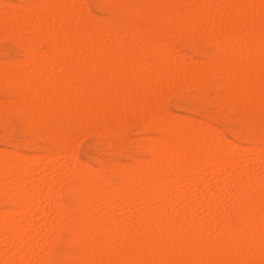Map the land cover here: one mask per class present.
<instances>
[{"label":"bare ground","instance_id":"1","mask_svg":"<svg viewBox=\"0 0 264 264\" xmlns=\"http://www.w3.org/2000/svg\"><path fill=\"white\" fill-rule=\"evenodd\" d=\"M21 1L5 11L0 0V38L26 51L0 59V87L18 96L9 105L23 116L25 148L45 154L0 149V264H264V145L242 153L210 122L167 106L185 91L210 119L237 101L239 119L264 107V0H167L153 17L111 0L130 14L123 26L83 0ZM172 37L208 44L213 57H180ZM129 118L161 136L142 140L147 157L111 181L75 154L73 136L111 137ZM40 223L49 229L33 231ZM64 240L74 250L55 252Z\"/></svg>","mask_w":264,"mask_h":264},{"label":"rangeland","instance_id":"2","mask_svg":"<svg viewBox=\"0 0 264 264\" xmlns=\"http://www.w3.org/2000/svg\"><path fill=\"white\" fill-rule=\"evenodd\" d=\"M132 1H133V3L135 2L134 5H132L133 4ZM3 2H4V10L5 11L10 9L9 2H10V4H15V5H18V4L20 5V3L22 4L21 0H3ZM83 2H85V4L89 7L91 12L94 14V17L102 23H112V22L115 23L116 22L115 24H117L118 26H123L124 22L130 19V14L129 13L127 14V12H122L121 10L118 11L119 10L118 5L111 3V0H83ZM153 4H154V6H153ZM206 4L209 6H211V5L215 6V5L220 4V2L207 0ZM138 5H142V7L145 9V12L147 13V16L153 17L154 10L156 7H164V9L168 8L169 2L167 0H162V2H161V0H151V1H145V2H139L137 0H129V6L130 7L133 8V7H136ZM121 14H123V15H121ZM125 14H127V15H125ZM116 18H117V21H116ZM120 19H121V21H118ZM122 21H123V23H122ZM139 23L142 25V27H147V18L146 19L145 18L140 19ZM5 24L7 25L8 23H5ZM21 36H22L23 40H25L29 36V34L26 32H22ZM172 38L170 39L171 44L175 47L174 51H175V49L176 50L178 49L176 51V53H177V55L180 54V57H181V55L182 56L187 55V57H192L195 60L197 58V60H201V61H203V60L206 61L209 58L213 57V50H212L213 47L212 46L210 47V45H208V44H205L202 42L204 44L203 45L200 41H198V43H199L198 44L197 41L196 42L194 41L195 44H193V42H192V44L189 46L190 43H188V45H186L187 43L181 41L179 37L178 38L174 37L173 38L174 41L172 40ZM172 41H173V43H172ZM179 41L182 43H180ZM22 44L24 45L23 42H19V41L13 42L12 38L7 37V36L6 37L2 36L0 38V55H1L0 59H2L3 55H5L4 57L8 61L9 60L10 61L15 60L17 62H20V60L24 59V57H25L24 53H26L25 48L22 47L23 46ZM106 45L107 44H105V46ZM105 46L103 43V45L101 44L100 47L104 48ZM197 49L198 50L200 49V50L198 51ZM1 62H3V61L0 60V63ZM4 88H6V89H4ZM8 89H9L8 87H0V103H1V106H0V149L15 150V151L20 152L22 154H29V155H34L36 153L44 155L45 154L44 151L39 152V151L35 150L34 148L33 149H26L25 148L27 141L30 138L26 135V133H24L25 132V125H24V122L22 121L23 116H21L22 114L19 111V109H17L18 107L16 105H14V106L9 105L10 100L16 99V97L18 98V96L14 94L13 89H9L11 91H9ZM181 92H172L169 95L168 102H167V106H168L169 110L171 111V113L173 115H175V117L180 115L183 117L190 118L192 120L194 119L195 121H199L200 123L210 122L214 127L216 126V128L219 129L223 133V135L228 140H230L232 143H234L238 146L240 145L239 146L240 148L242 146L243 147L245 146L244 151H242L243 149L240 150L242 153L245 152V150L250 148V147H253L256 145H258V146L264 145L263 144L264 136H262V135H264V133H263L264 132V123H263L264 122V107H261L259 105L254 106L253 108H251L250 113L246 117L239 119V117H237V109L241 108L242 104L240 101H237L236 103H238V104H234L235 108H233L228 113V115L226 117H217V118L210 119L207 117V115H205L206 112L203 113V111H205V108L202 106L201 102L198 103L194 99L188 98L185 91H181ZM2 104H4V106ZM240 104H241V106H240ZM193 106L195 107V109ZM1 109H2V111H1ZM192 109H194L195 111ZM233 113H235V114H233ZM17 115H19V116H17ZM232 115H234V116L232 117ZM234 117L237 120L239 119L243 122L239 121L240 122L239 123ZM21 118H22V120H21ZM129 119L130 120L120 121V122H117L116 124H114L113 125V128H114L113 131L114 132H113V135L111 137H101L97 133H95L93 130L86 129V128L84 129L85 131H83V129H82V131L80 130L81 132H76L73 136V144H75L74 145L75 154L78 157H80L82 160L87 161L97 171H98V169L100 170V169L104 168L107 171L108 179L110 178L109 180H111V181H115L117 179V171L121 167H124L125 169L131 171L134 169L135 165L139 162L138 160H141V159H144L147 157V152L145 151V149H143L140 146V142L142 140L147 139L149 137L151 139H153V138L161 136V133L154 126H149L148 128L145 129V128H143V126L140 125L139 122H137V120H135L133 118H129ZM132 119H133V121H132ZM19 121H21V122H19ZM257 121H259V122H257ZM6 122H8V123L10 122V123L7 125ZM126 123H128V124H126ZM130 123L132 124L131 126H130ZM258 123H260L261 125L259 126ZM117 124L118 125L120 124V125L118 126ZM9 126H12V127H9ZM7 127L9 128V130L6 129ZM22 128H24V129H22ZM7 130H8V132H7ZM241 131H243V132L241 133ZM261 131H263V132H261ZM87 133H88V135H87ZM259 134H261V135H259ZM247 138H250L249 139L250 142ZM244 139H247V140H245L246 142L244 141ZM12 141H14V142H12ZM261 142H262V144H261ZM138 143H139V145H138ZM139 146H140V148H139ZM256 157H257V155L255 153H250V155H249V158H256ZM134 163H136V164H134ZM115 165H116V167H115ZM105 166H107V167H105ZM230 169H229V167H227L226 171H230ZM199 177L201 178L200 180H206L209 183L212 181L211 180L212 176L210 174L209 175L208 174H203V175L201 174ZM209 178H211V179H209ZM229 183L230 184H228V185H232L231 181ZM184 185H185V183L182 184L183 188L186 190L188 189L187 193L191 194L188 186L186 187V185L185 186ZM225 188H219L218 191L220 192V190H221V193H222V192H224ZM225 190L227 191V188ZM117 191H119V189ZM120 191H119V193H120ZM197 191H195V194L199 193ZM103 192H104L103 189H100V193L102 194ZM199 195H200V193L198 194V197H200ZM122 196H123V200H127L126 196L121 195V197ZM119 200L121 202V199H117L116 203H118L117 201H119ZM120 202L118 204H120ZM118 204H115V205H118ZM41 225H42L41 223L37 224L34 227L33 231H37V232L39 231L40 232V231H43L45 229H47V230L49 229V228H45L43 225L42 226ZM63 236L65 239L70 238V234L67 232H65L63 234ZM51 240H54L53 236L51 237ZM64 241L65 242L61 241V243H60V241L55 242L56 244L53 242L54 246L53 245L52 246H53V249L55 252L65 251V250L66 251L67 250H71V251L74 250V248L73 249L71 248L73 246H71L67 242V240H64Z\"/></svg>","mask_w":264,"mask_h":264}]
</instances>
